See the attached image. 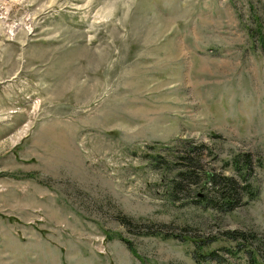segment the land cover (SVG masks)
Masks as SVG:
<instances>
[{
    "label": "rangeland",
    "instance_id": "1",
    "mask_svg": "<svg viewBox=\"0 0 264 264\" xmlns=\"http://www.w3.org/2000/svg\"><path fill=\"white\" fill-rule=\"evenodd\" d=\"M189 148L257 198L169 189ZM262 237L264 0H0V264H252Z\"/></svg>",
    "mask_w": 264,
    "mask_h": 264
},
{
    "label": "trees",
    "instance_id": "2",
    "mask_svg": "<svg viewBox=\"0 0 264 264\" xmlns=\"http://www.w3.org/2000/svg\"><path fill=\"white\" fill-rule=\"evenodd\" d=\"M197 148H189V151L186 152L180 159H181V166L175 170V176L173 179L172 186H169V189L172 188V190L182 191L186 189L187 186H190L191 184H196L199 179L200 175H202V182L203 185L206 183H212L215 185L214 189H217V196L221 200V204L223 207L227 210H231L232 207L236 204H239L241 202L242 196L241 194L243 191L249 190V195L251 199L257 198L258 193L257 191L254 192V190L251 189L247 184L243 185L242 187L237 184L235 180H233L231 177H227L224 175H217L215 173L201 170V166L198 162V160L191 155V153H195V150ZM192 151V152H190ZM190 152V153H189ZM233 165L235 169H237L240 173H248L249 169L251 168V161L248 154H243L242 157L237 156L234 161ZM244 177V175H243ZM174 193V192H173ZM214 203L216 200H213ZM216 204V203H215ZM119 221L123 223L124 225H128V220L124 218H119ZM137 228H139V224H136ZM235 235H238L244 239L253 240L254 235L253 234H245L244 232L235 231ZM151 235L154 236H161V232H151ZM163 237L170 236L169 234L162 235ZM172 237V236H171ZM175 237V236H174ZM248 237V238H247ZM251 242V241H250ZM128 249H130L132 252L135 253L134 248L132 244L128 241H126ZM259 245L262 246L263 249H258L257 247L254 248V250H249L250 253L253 254V261L255 264V257L257 256H264V237H262L259 241ZM202 257L205 258H214V252L209 251L206 254H202Z\"/></svg>",
    "mask_w": 264,
    "mask_h": 264
}]
</instances>
